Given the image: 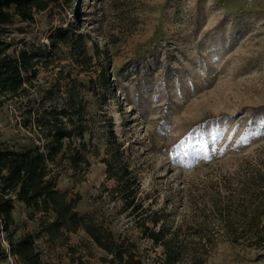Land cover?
<instances>
[{
    "label": "rangeland",
    "instance_id": "1",
    "mask_svg": "<svg viewBox=\"0 0 264 264\" xmlns=\"http://www.w3.org/2000/svg\"><path fill=\"white\" fill-rule=\"evenodd\" d=\"M59 27L69 43L82 33L89 60L50 40ZM0 38L7 53L26 46L39 59L26 90L0 93L1 146H42L34 117L66 109L84 131L85 146L73 136L70 149L89 164L73 167L59 152L49 163L56 186L143 264L163 257L142 231L154 211L184 248L178 264H264V250L225 239L218 212L264 170V0H47L31 22L1 25ZM109 120L144 221L123 209L101 160L114 149ZM11 215L0 264H23L8 238L26 231L43 264H117L83 229L51 237L44 215L16 199Z\"/></svg>",
    "mask_w": 264,
    "mask_h": 264
},
{
    "label": "trees",
    "instance_id": "2",
    "mask_svg": "<svg viewBox=\"0 0 264 264\" xmlns=\"http://www.w3.org/2000/svg\"><path fill=\"white\" fill-rule=\"evenodd\" d=\"M46 4L47 0H0V26L11 24L15 18L31 22L34 20V12L45 8ZM75 37L69 43L71 33L62 27L49 35L51 41L68 45L76 51V55L89 60L91 57L86 51L82 33L75 34ZM8 46L9 42L0 38V93L15 95L26 90L25 84H31V80L36 77L39 59L38 52L33 48L22 46L10 54L5 51ZM98 76L101 85L106 86L108 75L105 67H100ZM69 95H72L70 91ZM109 121L107 135L114 149L107 151L101 160L106 164L107 175L116 181L113 191L120 197L123 209L129 210L128 214L134 218L137 215V218L144 221L138 215L140 204L135 202V178L131 176L127 165L120 163L121 144L116 141ZM34 122L43 129L41 132H44L46 142L42 146L34 143L32 138L29 143L23 142L11 147L0 145L1 229L8 230L12 223L11 210L16 199L33 213L44 215L45 219L40 215L41 226L49 236L83 229L97 246L112 255V261L115 259L117 264H143L140 258L115 240L110 230L89 215L80 213L74 202L56 186V178L49 163L57 161L59 152V158L67 154L73 167L89 164L81 148L70 149L73 136L83 142L81 146H85L84 131L80 125L75 124L72 113L63 108L58 111L44 109L34 117ZM224 203L218 212L225 239L231 243L243 240L264 250V170H257L252 176V183H244L241 192L232 194ZM149 216L151 226L143 223L142 231L146 230L148 233L145 237L161 246L163 257L160 264H178L184 248L175 246L174 233L167 231L159 212L154 211ZM8 248L10 254L23 264H43L35 248L32 232L26 231L16 239L9 237Z\"/></svg>",
    "mask_w": 264,
    "mask_h": 264
},
{
    "label": "built area",
    "instance_id": "3",
    "mask_svg": "<svg viewBox=\"0 0 264 264\" xmlns=\"http://www.w3.org/2000/svg\"><path fill=\"white\" fill-rule=\"evenodd\" d=\"M1 228V227H0ZM4 241V239H2ZM7 245V244H6Z\"/></svg>",
    "mask_w": 264,
    "mask_h": 264
}]
</instances>
